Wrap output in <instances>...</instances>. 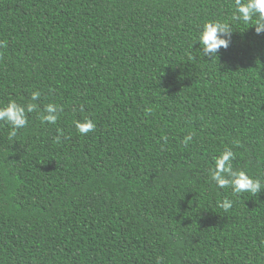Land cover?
Here are the masks:
<instances>
[{
  "label": "trees",
  "instance_id": "16d2710c",
  "mask_svg": "<svg viewBox=\"0 0 264 264\" xmlns=\"http://www.w3.org/2000/svg\"><path fill=\"white\" fill-rule=\"evenodd\" d=\"M233 12L234 0H0V107L41 93L13 140L0 124V264H264V189L210 181L230 148L233 169L264 184V34ZM211 20L234 31L213 60L196 43ZM48 103L63 109L55 125L39 119ZM86 116L96 127L81 136Z\"/></svg>",
  "mask_w": 264,
  "mask_h": 264
},
{
  "label": "clouds",
  "instance_id": "9594fccd",
  "mask_svg": "<svg viewBox=\"0 0 264 264\" xmlns=\"http://www.w3.org/2000/svg\"><path fill=\"white\" fill-rule=\"evenodd\" d=\"M231 19L246 25L253 23L255 34L258 36L264 34V0H234V12ZM233 33L232 25L228 22L220 20L205 22L197 36L196 43L200 44L199 53L213 60L218 57L221 49L227 50L231 46ZM6 46L7 41H0V48ZM40 96V91H33L30 101L26 104H18L15 100H11L6 106L0 107V124L9 127V140H13L18 131L28 125V114L39 110L35 102L40 99ZM62 111L60 106L48 103L40 111L39 119L42 124L55 125ZM74 125L81 136H86L96 127L94 120L87 116L82 120L74 121ZM56 141H60L59 136L56 137ZM192 141L193 134L189 133L184 137L183 144L188 146ZM234 159L235 153L230 148H225L214 160V166L210 170V181L220 189L230 187L234 195L261 193L264 189L261 180L253 178L244 170H234L232 165ZM217 203L224 212H228L233 206V201L227 197ZM156 264H164V258L158 256Z\"/></svg>",
  "mask_w": 264,
  "mask_h": 264
}]
</instances>
